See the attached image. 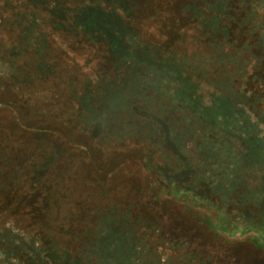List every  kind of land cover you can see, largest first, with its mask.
Returning a JSON list of instances; mask_svg holds the SVG:
<instances>
[{"label":"trees","instance_id":"obj_1","mask_svg":"<svg viewBox=\"0 0 264 264\" xmlns=\"http://www.w3.org/2000/svg\"><path fill=\"white\" fill-rule=\"evenodd\" d=\"M169 58L203 60L201 66L204 62L211 76L240 90L254 107V116L264 117V0H0V81L33 115L77 127L98 147L107 142L120 145L124 127L128 132L125 124L148 118L143 112L147 102L142 100L147 91H154L148 72ZM129 72L133 78L125 80ZM133 81L139 89L130 93L127 82ZM115 82L125 86L119 101L108 91ZM97 102L106 104L107 114ZM222 120L219 117L216 123L223 126ZM164 134L165 143L156 140L158 134L145 146L141 163L146 178L151 177L149 193L162 192L174 204L166 208L175 207L185 216L204 211L203 218L196 216L197 223L202 219L212 237L231 241L230 245L242 241L264 254V186L255 188L260 196L253 193L246 199L237 196L246 185L236 182L217 203L212 198L216 186L203 167L181 157L174 166L163 165L162 152L172 147L166 128ZM258 134L264 159V128L263 136ZM242 136L228 134L236 146L254 145L252 138L245 142ZM214 140L211 135L205 143L215 144ZM225 142L230 140L218 139L216 144ZM87 155L94 159L88 149ZM77 169L70 157L56 155L44 144L29 146L0 138V214L6 216V222H0V264H94L93 260L125 264L138 241L152 246L154 238L162 251L168 243V250L185 246L195 254L186 233L164 228L165 222L166 226L182 222L157 208L142 205L136 212L127 211L122 206L127 207L128 200L97 192L103 201L94 199L91 212H84L83 202L94 197L85 192L81 200L65 198V192L77 187ZM243 205L250 211L239 214L236 207ZM112 209L132 225L149 224L154 229L145 233V240L141 233L131 232L136 240L129 237L123 246L113 248L107 243L106 257L111 258H96L95 248L102 240L97 236L98 223ZM8 215L24 218L26 225L8 223ZM123 251L126 256L121 260L118 255ZM169 259L174 263L176 258Z\"/></svg>","mask_w":264,"mask_h":264},{"label":"rangeland","instance_id":"obj_2","mask_svg":"<svg viewBox=\"0 0 264 264\" xmlns=\"http://www.w3.org/2000/svg\"><path fill=\"white\" fill-rule=\"evenodd\" d=\"M149 53L156 55L155 52L149 51ZM170 58L167 61H161V68L151 67L149 70L148 76L151 78L149 83L154 91H147L148 93L142 99L147 102L142 101L145 104L143 112L148 114V118L131 120L125 124L128 132L126 133L124 127L122 134L126 136L123 141L120 140V145L111 146L110 144L109 146L107 142L106 145L98 147L91 142L87 134L77 127L64 126L48 116L33 115L21 98L7 90V85L3 81H0V138L10 137L22 145L28 143L29 146H33L34 143L44 144L56 155L66 154L70 157L78 166L74 172L77 187L72 192H65V198L81 200L85 192L89 197H94L86 199L82 204L87 214L91 212L90 207L94 199L103 201L95 195L97 192L106 193L107 197L113 194L112 196H117L119 201L128 200L127 207L122 206L127 211L136 212L144 205L149 209L157 208L160 212L173 215L174 219L181 221L182 224L166 226L165 222L164 228L168 230L172 228L175 230L174 234L178 229L179 232L186 233L193 241L191 244L188 239L186 240L193 245L195 254L188 252L185 246L176 250H168L167 247L170 246L168 243H162L165 244L162 251L155 238L152 246L140 240L134 245L133 255L129 256L125 264H251L250 262L264 264V254L256 250L253 245L237 240L230 245L231 241L224 239L221 241L212 237L205 229L202 219L201 224L197 223L205 216L204 211L193 210L185 216L175 207L166 208L167 204H174L167 201L162 192L151 193L150 191L149 193L147 178L151 177L147 174L146 178L142 170L145 150L149 146V139L154 135L159 134L156 140L165 143L167 139L164 134L165 128L169 131L168 140L173 148L163 150L161 158L163 165L174 166L178 164V158L181 157L186 163L203 167L212 185L216 186L215 188L209 187L208 190L214 188L215 194L212 198L217 203L221 202L222 197H227L230 187L236 182L240 181L243 187L246 185L247 189L245 188L242 194L239 192L237 195L241 197L244 195L246 199H251L253 193L260 196L259 189L255 188L262 189L261 185L264 186V159L261 156L263 146L258 147L257 145L258 133L263 136L264 117L254 116V107L249 106V100L242 96L240 90L235 91L230 83L223 84L221 79L211 76L209 70L204 69L206 66L204 62L201 66L200 62L203 60L188 58L173 60ZM132 75V72L127 73L125 80L133 78ZM121 84L112 83L108 90L115 93L114 98L118 101L125 91V86L119 87ZM127 86H130L128 88L130 93L139 89L136 81L127 82ZM99 87H97L98 90ZM132 100L139 101L135 96ZM98 104L103 106V113L107 114L106 104ZM256 107L259 108L260 105ZM219 117H223V126L216 123ZM122 129L123 127L119 126L118 131L122 132ZM235 132H240L245 142L252 138L254 145L249 146L247 142L245 144L247 147L245 145L236 146L235 141L228 138V134ZM211 135L215 137L216 142L218 139H229L230 142H225L226 144L215 142L217 147H213L215 144L205 143ZM228 148L231 152L230 157L226 155ZM87 149L94 154V159L91 160L88 157ZM207 153L208 156L204 155ZM232 153H234L233 156ZM239 160H242L241 163ZM135 193L138 195L136 196ZM133 195L135 198L132 200ZM233 197L236 199V196ZM237 207L239 214L240 212L246 213L251 208L243 209L244 205L242 208ZM107 213L101 216V221L98 223L97 236L102 237L100 246L97 243L96 248L92 247L97 249L96 258L101 256L111 258V256L106 257L109 253L107 243L110 248H113L123 246L124 241L129 237L132 241L136 240L131 232L141 233L140 237L145 240L143 239L147 236L145 233L154 229L149 224L145 226L130 224L127 219L118 216L115 209ZM198 215L200 218L196 217ZM4 219L6 216L0 214V222H4ZM7 221L17 226L20 224V228L25 224L24 218L18 216L8 215ZM114 242L116 245H110ZM156 248H158L157 251ZM122 250L124 249H121V252ZM123 255L126 256L124 251L123 254L118 255V258L122 260ZM169 258L176 259H173V263ZM98 262L93 260L94 264H101ZM88 263L92 264L91 261Z\"/></svg>","mask_w":264,"mask_h":264}]
</instances>
